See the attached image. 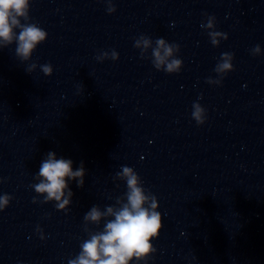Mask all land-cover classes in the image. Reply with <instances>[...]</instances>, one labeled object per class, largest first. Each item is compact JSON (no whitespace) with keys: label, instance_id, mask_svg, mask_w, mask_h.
<instances>
[{"label":"water","instance_id":"obj_1","mask_svg":"<svg viewBox=\"0 0 264 264\" xmlns=\"http://www.w3.org/2000/svg\"><path fill=\"white\" fill-rule=\"evenodd\" d=\"M108 2L30 0L21 24L37 25L45 40L27 62L15 41L0 48V197H11L0 212V264L76 258L105 226H86V213L125 197L123 166L162 218L155 252L130 264H264V0H111L112 14ZM209 17L228 37L218 47ZM141 36L178 45L180 72L157 71L152 50L142 57L135 47ZM224 53L233 71L221 78ZM196 103L203 125L192 117ZM49 152L73 171L84 165L83 187L66 179L65 212L32 187Z\"/></svg>","mask_w":264,"mask_h":264},{"label":"clouds","instance_id":"obj_2","mask_svg":"<svg viewBox=\"0 0 264 264\" xmlns=\"http://www.w3.org/2000/svg\"><path fill=\"white\" fill-rule=\"evenodd\" d=\"M30 0H0V48L16 42V56L27 62L31 59L34 49L44 41L47 33L37 25L21 24V19H29ZM108 12L116 11L111 0L108 2ZM214 17H209L206 28L213 46H219L220 39L227 40V35L214 30ZM203 26V25H202ZM19 29V35L14 31ZM156 46L152 41L141 36L135 42V47L141 50L142 57L149 49L152 50V62L157 71L163 70L168 74L179 73L182 61L175 58L179 52V46L169 44L164 39H157ZM257 45L253 53H259ZM109 58L107 53L97 57L101 62ZM113 61L119 59L118 54L113 51L110 57ZM233 56L229 53L222 54L221 62L215 71L223 76L231 71ZM32 64L29 73L36 69ZM45 76H51L53 69L50 64L40 66ZM209 84L219 85L221 80H208ZM192 117L198 125L205 123V110L198 104L193 105ZM73 162L70 159L56 158L55 153L49 152L47 159L43 160L39 169V183L32 185L39 196H43V203L55 201L59 211L65 212L70 204L71 190L68 197H64V190L68 187L66 179L78 181V187H83L85 169L83 162L79 168L73 171ZM116 179L125 181L127 192L124 198L117 199L116 205L107 206L102 212L99 207H92L84 217L85 225H99L105 221L104 230L101 232H89V239L81 244V252L68 264H130L131 261H147L155 252L150 241L157 238L162 228V218L157 211L158 202L150 192L146 193L142 187L139 176L130 167L123 166L121 172L116 174ZM46 194V195H45ZM11 197L4 195L0 197V212L9 206ZM126 200V202H125ZM36 202L35 200L33 201ZM111 218V219H110ZM39 231V229H38ZM85 231H88L85 227ZM41 239H44L41 235Z\"/></svg>","mask_w":264,"mask_h":264}]
</instances>
